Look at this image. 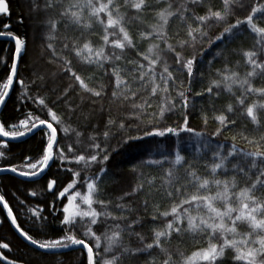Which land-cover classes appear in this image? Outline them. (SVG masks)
I'll return each instance as SVG.
<instances>
[{"label": "snow or ice", "instance_id": "1", "mask_svg": "<svg viewBox=\"0 0 264 264\" xmlns=\"http://www.w3.org/2000/svg\"><path fill=\"white\" fill-rule=\"evenodd\" d=\"M21 6L15 23L29 21L39 51L25 60L28 39L12 30L13 9L0 0V107L15 94L20 112L15 121L0 119V174L34 182L55 165L69 180L62 188L47 180L54 196L47 209L18 201L22 222L9 193L0 191V226L7 221L37 253L10 258L11 242L0 240V264H49L48 254L51 264H67L56 258L67 251L77 254L73 264H264V0H21ZM147 19L154 23L130 30ZM245 34L253 39L250 49L230 47ZM217 59L221 68H213ZM198 83L202 90L194 92ZM225 93L230 99L218 108ZM197 97L208 99L198 104ZM112 101L127 105L123 116L111 115ZM193 116L205 128L209 119L219 126L211 135L198 131L190 126ZM241 119L247 123L239 138L251 149L239 146L236 134L219 139ZM251 131L261 134L250 138ZM37 134L39 153L22 152L14 162L12 142ZM167 137L174 138L171 149L152 143ZM185 143L190 154L182 153ZM130 150L142 152L139 168L129 169L137 179L115 195L108 189L119 187L120 173L110 166ZM148 168L159 175L147 179Z\"/></svg>", "mask_w": 264, "mask_h": 264}, {"label": "trees", "instance_id": "2", "mask_svg": "<svg viewBox=\"0 0 264 264\" xmlns=\"http://www.w3.org/2000/svg\"><path fill=\"white\" fill-rule=\"evenodd\" d=\"M250 2H251V0H250ZM9 3H10V7L13 9V13H12L13 29L12 30L15 31L17 34L24 35L27 37L28 46L32 45V48H33L32 51L33 52L31 53V56L25 57V60H28L29 58L32 59V56L35 55V53L38 54L39 41L33 39V33H32V29L29 27V21L25 20V23L22 25H18L15 23V21L19 18V16L21 15V13L23 11L22 6H21V0H9ZM152 23H154L153 20L147 19L144 21L143 25L133 24V26L130 30L134 31V32L138 28L140 30H143L145 27L150 26ZM177 27H178V22L173 25V31H175ZM210 34L214 36L215 34H218V33H217L216 29H213L212 33H210ZM179 38H183V30L182 29H181V35ZM169 42L175 44L176 40L172 39ZM252 43H253L252 37L245 34L243 37L238 38L237 41L233 42L230 45V47L235 48L238 51L242 52L244 50L250 49L252 46ZM3 46H4V41L0 40V47H3ZM146 46L147 45H144L145 48H146ZM218 47H222V46H218ZM217 50H218V48L214 47L211 50V52H209L206 55L205 59H211L212 54ZM184 51H190V49H185ZM127 54L131 59H138L134 50H129ZM230 59L233 63H235V61H237V60H240L241 63L243 62L241 56H231ZM168 62L170 64L173 62L170 57H169ZM222 65H223V61L221 59H217L213 62V68H221ZM48 68L50 71H56L57 70L55 65H50V66H48ZM201 70L206 71L207 65L201 64ZM240 71H241V74H243L244 69L241 68ZM3 74H4L3 65H0V75H3ZM212 78H217V77L213 76ZM257 84H259V81H257ZM201 90H202V85H200L199 83L194 86V89H193L194 92L195 91H201ZM69 99L75 103L79 100V97L76 96L75 93H71L69 96ZM207 99H208L207 97H204V98L197 97V103L198 104L202 103L204 100H207ZM229 99H230V97L226 93L223 94L220 101L217 103V107L219 108V107L223 106ZM105 104L107 106L108 102H105ZM152 104L154 106L157 105L158 100H153ZM16 106H17L16 105V96L14 94L12 98L8 99L6 105H4L3 108L1 109L0 119H4L8 122L15 121L17 119V117L20 115V112H17L15 110ZM28 107H31V105H28ZM111 107H112L111 115L113 117H118V116H123L125 114V109L127 108V105H125L124 109H122L119 102L112 101ZM24 110H25L24 108H21V112ZM149 111H153V110L150 109ZM175 120H176V117L172 116L170 119H168L166 121V123L171 124ZM246 123H247V121H243L241 119V122L238 123L236 128H229V129L225 130L223 133V136L220 137L219 139L229 138V140H230V137L232 135L236 134L237 135L236 143L241 147L251 149V147H252L251 145L245 144L239 138V133L243 130V126ZM190 126L195 128L198 131L202 130V131L208 133L209 135H211L219 125L217 123L213 122L212 119H209L208 126L205 128L202 125V121H201L200 117L199 116H193L190 118ZM248 126L250 129L252 128V126L250 124ZM246 134H249L250 138H252L253 136L258 137L261 134V132L251 131L250 133H246ZM151 139H152V143H160L161 146L166 145L169 149H171L173 147L174 138H172V137H167V138H164L163 140H161V138H151ZM212 139L215 142V140L217 138L212 137ZM11 147H12L13 153L16 154V159L14 160V162H19V160L21 159L20 154L22 152H24V154L36 155L39 153L40 148H41V142L39 139V135L37 134V135L31 136V137H27L23 141L12 142ZM194 147L195 146H193V150H194ZM26 149L28 151L25 152ZM182 153L183 154H190V150L187 147L186 143L184 145H182ZM141 155H142V152L139 150H130L125 155H123L122 157L116 158V160L111 164L110 167L112 168L113 172H119L120 173V176L118 178H116V179L120 180V184H119L118 188H115V189L109 188L108 190L110 192L114 191L115 195H119L122 191L129 190L131 188L132 184L136 181L137 177H134L130 173L129 169L133 165H136L139 168L137 161L139 160ZM144 171L146 173L147 179H152L153 176L159 175L158 171L155 168L144 169ZM220 178L223 179L224 177H220ZM48 179H57L58 180V188H62L68 182L69 175L63 171L58 170L55 165H53L43 177L35 179L34 182L29 181V180H22V179L17 178L16 176H13L10 174L0 175V191L9 193V195H7L6 198L9 200L10 205L13 206L14 213L18 214V220L20 222H22L24 219V213L22 210H19L18 201L23 200V201H25L26 204H28L30 206L40 204L42 206H45V208L47 209V205L54 199L53 194L48 193L46 191V182ZM108 179L109 178H107V177L105 178L106 182L108 181ZM31 190H36L38 192V196L36 198H31L27 195V192L31 191ZM147 191H148V189L146 186V192ZM11 193H15L16 198H13L11 196ZM146 198H148V196L146 194L142 193L140 196V199H146ZM166 207H167V204L165 202V208ZM161 210H165V209L161 208ZM4 215H5V213L3 212L2 208H0V217H3ZM49 219L51 220L52 217H49ZM22 227H25L27 229L28 225L22 223ZM145 227H147V225ZM140 230H141L140 228H137V231H140ZM58 231H59V229H58L57 223H53L50 225V228H49L50 235L54 236L58 233ZM30 234L35 235V233H30ZM38 238H40V237H38ZM0 240H2L3 242H11L13 249H14V252L8 253L7 251H5V255H9L10 258L13 255H15L17 257L23 256L25 252H29L30 255H32V256L37 255V253H31L30 252L31 246H29V245L26 246V243L24 241H22L17 236V234L13 231V229L11 228L10 224L7 221L5 222V224L3 226H0ZM175 243L176 242H174V244ZM132 244H133V246H135L136 241L133 240ZM56 258L65 260L67 262V264H73V262L77 258V254L72 252V251L61 252L60 254H58V256ZM43 259L47 260L49 262V264H51V261L54 259V257L52 254H48L47 256L43 257Z\"/></svg>", "mask_w": 264, "mask_h": 264}, {"label": "water", "instance_id": "3", "mask_svg": "<svg viewBox=\"0 0 264 264\" xmlns=\"http://www.w3.org/2000/svg\"><path fill=\"white\" fill-rule=\"evenodd\" d=\"M0 40H3V39H0ZM3 108V106L2 107H0V111H1V109ZM25 139V138H24ZM23 139V140H24ZM3 174H10V175H13L14 176V174H12V173H3ZM3 174H0V175H3ZM17 177V176H16ZM17 178H19V179H22V180H26L25 178H21V177H17ZM38 178H40V177H37V178H35V179H38ZM13 229V228H12ZM13 231L15 232V230L13 229ZM16 233V232H15ZM17 234V233H16ZM17 236H18V234H17ZM19 237V236H18ZM20 238V237H19ZM21 240H22V238H20ZM23 241V240H22ZM26 243V242H25ZM29 246H31V245H29ZM32 247V246H31Z\"/></svg>", "mask_w": 264, "mask_h": 264}, {"label": "rangeland", "instance_id": "4", "mask_svg": "<svg viewBox=\"0 0 264 264\" xmlns=\"http://www.w3.org/2000/svg\"><path fill=\"white\" fill-rule=\"evenodd\" d=\"M28 47H29V56H31V53L33 52V51H32V50H33L32 45H31V46L29 45ZM32 55H33V54H32ZM36 56H37V53H35V55L32 56V59H35Z\"/></svg>", "mask_w": 264, "mask_h": 264}]
</instances>
